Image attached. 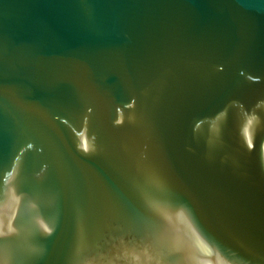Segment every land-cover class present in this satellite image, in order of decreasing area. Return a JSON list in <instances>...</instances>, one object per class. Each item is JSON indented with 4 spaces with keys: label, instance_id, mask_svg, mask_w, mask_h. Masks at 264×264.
<instances>
[{
    "label": "water",
    "instance_id": "95a60500",
    "mask_svg": "<svg viewBox=\"0 0 264 264\" xmlns=\"http://www.w3.org/2000/svg\"><path fill=\"white\" fill-rule=\"evenodd\" d=\"M0 264H264V0H0Z\"/></svg>",
    "mask_w": 264,
    "mask_h": 264
}]
</instances>
